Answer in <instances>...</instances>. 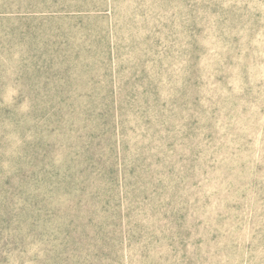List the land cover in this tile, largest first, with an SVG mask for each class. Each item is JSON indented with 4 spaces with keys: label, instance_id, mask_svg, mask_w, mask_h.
<instances>
[{
    "label": "rangeland",
    "instance_id": "374dc122",
    "mask_svg": "<svg viewBox=\"0 0 264 264\" xmlns=\"http://www.w3.org/2000/svg\"><path fill=\"white\" fill-rule=\"evenodd\" d=\"M0 264H264V0H0Z\"/></svg>",
    "mask_w": 264,
    "mask_h": 264
}]
</instances>
